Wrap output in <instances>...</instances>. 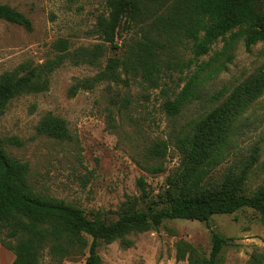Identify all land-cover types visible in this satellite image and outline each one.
Instances as JSON below:
<instances>
[{
    "label": "rangeland",
    "instance_id": "374dc122",
    "mask_svg": "<svg viewBox=\"0 0 264 264\" xmlns=\"http://www.w3.org/2000/svg\"><path fill=\"white\" fill-rule=\"evenodd\" d=\"M0 3L23 12L32 22V30L27 31L0 19V74L26 61L37 65L54 58L58 51L53 44L61 38L68 40L71 53L103 43V52L93 62H74L77 56L66 58L50 74L45 91L18 94L0 115V137L5 140V149L28 163L31 187L39 194L81 208L88 217L99 211L115 220L127 211L146 210L148 198L142 197L138 179L143 178L148 194L157 200L181 171L184 151L198 123L264 64V42L246 49L237 40L219 54L224 44L219 39L196 61L210 62L212 75L207 76V68L203 70V81L197 84L193 97L178 114L170 116L163 109L164 100L172 98L185 77L198 69L193 63L183 72V59L193 57L191 43H183V37L156 30L152 19L134 27L122 22L115 37L118 47L114 49L94 31L97 16L107 13L105 0ZM145 39L163 42L160 58L170 61L158 86H150L138 75L127 83L101 80L92 88L78 89L70 95L71 87L80 79L97 75L108 57H122L130 44ZM218 91H224V96L215 100L212 95ZM48 111L65 121L70 139L59 140L37 132L36 125ZM162 141L166 151L156 155V145ZM182 142H186L183 149ZM153 166L163 170L154 173ZM246 166L242 190L252 193L264 183V92L234 122L224 157L205 176L199 190L218 186L227 173L239 174ZM213 231L225 238L217 264H247L263 252L264 223L259 213L249 207L212 215L207 222L166 219L157 227L129 234L128 247L118 240L100 242L97 252L102 264H188L175 259V241L184 239L208 257ZM87 254L85 248L61 264H85ZM47 259L41 264H48ZM260 264H264V258Z\"/></svg>",
    "mask_w": 264,
    "mask_h": 264
},
{
    "label": "trees",
    "instance_id": "16d2710c",
    "mask_svg": "<svg viewBox=\"0 0 264 264\" xmlns=\"http://www.w3.org/2000/svg\"><path fill=\"white\" fill-rule=\"evenodd\" d=\"M105 6L107 13L97 16L94 27L104 43L114 49L118 47L115 37L122 22L134 27L152 19L156 30L181 36L183 43H191L193 57L183 59V72L196 63L200 55L208 53L219 39L224 41L219 54L228 51L237 40H241L246 49L264 42V0H105ZM0 19L32 30L30 18L6 3H0ZM68 45L67 39H58L53 44L58 51L54 58L37 65L26 61L0 74V115L10 99L18 94L45 91L50 74L66 58L77 56L74 62H93L103 52V43L76 53L68 51ZM163 47L164 43L159 40L145 39L130 44L122 57H108L97 75L78 80L71 87L70 95L78 89L92 88L101 80L127 83L130 77L138 75L150 86H158L164 68H169L170 64L160 58L159 50ZM196 65L198 69L185 77L181 89L164 100L166 114H178L193 97L197 84L203 81L200 78L203 70L207 68V76L212 75L210 62ZM122 73L126 76L122 77ZM263 92L264 64L236 85L198 123L184 151L182 169L168 182L165 192L154 200L140 177L138 186L142 197L148 198L147 209L124 212L115 220L107 219L99 211L88 217L81 208L63 199L36 192L28 180V163L10 155L5 149V140L0 137V245L13 253L11 264H41L45 257L48 264H61L85 248L88 253L85 264H102L97 252L100 242L118 240L128 247L131 245L129 234L157 227L166 219L207 222L212 215L249 207L259 213L264 223V183L252 193L242 190L248 166L239 174L227 173L216 187L199 190L205 176L224 157L234 122ZM223 96L224 91H218L212 98L220 100ZM36 130L59 140L71 138L65 121L50 111L40 118ZM186 142L181 143L182 149ZM166 147L165 142L158 143L155 154H163ZM162 170L161 166L151 167L154 173ZM159 203L163 205L157 208ZM224 244L225 238L213 231L206 257L193 244L180 238L174 243L175 259L188 264H217ZM263 258L264 248L247 264H260Z\"/></svg>",
    "mask_w": 264,
    "mask_h": 264
},
{
    "label": "crops",
    "instance_id": "0c3cea01",
    "mask_svg": "<svg viewBox=\"0 0 264 264\" xmlns=\"http://www.w3.org/2000/svg\"><path fill=\"white\" fill-rule=\"evenodd\" d=\"M13 253L0 245V264H11Z\"/></svg>",
    "mask_w": 264,
    "mask_h": 264
}]
</instances>
